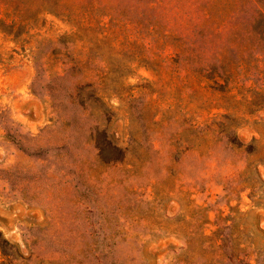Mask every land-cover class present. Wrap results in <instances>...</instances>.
Listing matches in <instances>:
<instances>
[{"label":"rangeland","instance_id":"1","mask_svg":"<svg viewBox=\"0 0 264 264\" xmlns=\"http://www.w3.org/2000/svg\"><path fill=\"white\" fill-rule=\"evenodd\" d=\"M197 4L0 2L23 39L0 30L5 264H264V107L227 110L177 64ZM229 11L215 8V76L250 20ZM233 70L234 101L262 91L264 62Z\"/></svg>","mask_w":264,"mask_h":264},{"label":"trees","instance_id":"2","mask_svg":"<svg viewBox=\"0 0 264 264\" xmlns=\"http://www.w3.org/2000/svg\"><path fill=\"white\" fill-rule=\"evenodd\" d=\"M3 1L4 0H0V2ZM222 4L229 6V14H232L233 17L239 12H249L250 15L248 18H250V20L245 24L242 34L239 32L240 29L237 28L235 30L234 40L230 46V48L237 50L241 59L230 62V67H227L224 63L221 66V74L215 76L217 67L214 53V31L215 25L220 23L217 22V20H224L222 19L223 17L220 18L218 16L215 12V8ZM197 10L199 15L198 22L195 24V30L192 32L193 34L186 36L183 40L182 50L178 55L177 64L190 72V74L186 76L187 78L191 75L196 78L198 87L228 95L223 97L224 102L221 104L225 109L232 111L238 107L237 105H241L245 107L248 112H253L259 108H263V86L261 87V92H256L255 90L250 92L246 90L243 98L239 101H234L235 95L233 96L230 94L238 84L233 69L248 68L253 62H255V67H259L260 64L264 62V0H198ZM37 13H39V11ZM45 13H49V11ZM3 14L5 19L10 16L19 18L21 17V10L19 8H14L13 11H11L9 8H5ZM66 16L67 20L70 21L71 14L68 13ZM5 19L0 21V25H6ZM15 26L16 24L10 25V28H2V26H0V30L9 35L13 34L16 41L23 40L19 32H14L16 29ZM241 40L242 42H240ZM246 55H248V58H246ZM188 86H191L190 83ZM81 88L79 84L74 86L76 92ZM231 101L235 102V104ZM203 105H212V102L206 100ZM224 117L230 120V127H233V125L235 126V115L228 114ZM228 144L237 149L241 148V145L236 142V138L231 134L228 136ZM0 253L2 257L0 264H5L4 262L8 261L12 262L17 256L16 246L12 244L1 231Z\"/></svg>","mask_w":264,"mask_h":264}]
</instances>
